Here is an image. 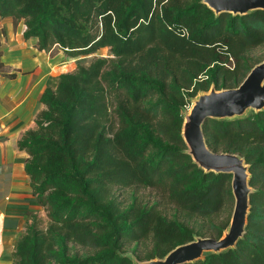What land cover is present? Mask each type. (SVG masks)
Returning <instances> with one entry per match:
<instances>
[{"label": "trees", "instance_id": "obj_1", "mask_svg": "<svg viewBox=\"0 0 264 264\" xmlns=\"http://www.w3.org/2000/svg\"><path fill=\"white\" fill-rule=\"evenodd\" d=\"M200 1L0 0V18L23 20L24 38L36 37L39 51L56 45L84 56L108 47L113 55L87 66L77 60L73 72L51 74L36 127L18 141L28 154L32 191L25 203L7 205L4 227L15 228L23 215L31 222L14 243L12 264H133L118 252L122 245L151 236L153 259L197 235L160 217L156 205L133 202L120 211L111 200L103 203L113 185L156 188L195 215L233 208L231 175L204 172L185 153L181 108L211 84L238 86L260 62L249 64L245 56L264 43V10L215 16ZM111 93L121 96L115 131ZM203 131L214 152L245 158L254 192L236 247L185 264H264V110L208 119ZM35 205L46 210L44 227ZM70 243L102 251L80 258L69 254Z\"/></svg>", "mask_w": 264, "mask_h": 264}, {"label": "water", "instance_id": "obj_2", "mask_svg": "<svg viewBox=\"0 0 264 264\" xmlns=\"http://www.w3.org/2000/svg\"><path fill=\"white\" fill-rule=\"evenodd\" d=\"M215 16L221 13L245 15L264 10V0H201ZM264 110V60L256 63L236 87L217 89L211 84L207 91H200L191 98L189 111L183 113L181 137L185 153L204 172L231 175L233 208L230 221L219 238L195 235L188 242L179 244L163 257L139 260L130 257L133 264H185L204 259L209 253H220L236 247L246 231L250 210V165L238 153L214 152L207 143L203 125L208 119L234 120L251 112Z\"/></svg>", "mask_w": 264, "mask_h": 264}, {"label": "crops", "instance_id": "obj_3", "mask_svg": "<svg viewBox=\"0 0 264 264\" xmlns=\"http://www.w3.org/2000/svg\"><path fill=\"white\" fill-rule=\"evenodd\" d=\"M24 30L23 20L15 24L10 16L0 18V61L15 74L0 75V264H12L7 256L19 228L18 223L4 227L6 207L25 203L32 190L24 170L28 154L19 149L18 141L36 127L35 118L43 109L40 97L57 61L36 48V37L25 39Z\"/></svg>", "mask_w": 264, "mask_h": 264}, {"label": "rangeland", "instance_id": "obj_4", "mask_svg": "<svg viewBox=\"0 0 264 264\" xmlns=\"http://www.w3.org/2000/svg\"><path fill=\"white\" fill-rule=\"evenodd\" d=\"M45 53L51 57H57V61L51 70V74L54 75L65 72H73L75 70L77 60H81L80 64L87 66L95 58L113 57L108 47L101 48L91 55L70 56L59 46L54 45L49 50H46ZM245 59L248 60L247 62L249 64H254L257 61L264 60V43L249 50L245 56ZM8 74L11 73L8 72L5 67L0 66V75L8 76ZM55 77L56 76H53L51 78V85L55 83ZM191 98L186 100V104L181 108L182 115L184 112L189 111L191 106ZM120 99L121 96L116 93L109 94L107 99L109 112L111 115V122L114 125V131L117 127L115 123L116 118L114 115V109ZM28 197H31V193ZM25 200L26 198L24 199V202ZM108 200H111L120 211L127 209L133 202L143 206L156 205V211H158V215L160 217L167 221L170 220L184 223L189 227V229L193 231V234L201 235L203 237H215L214 234L216 231L224 228L225 225L229 223L232 213V208L230 209L229 207L220 213L208 216L187 213L186 211L181 210L173 204L167 202L161 192L158 189L152 187H124L113 185L109 188V191L107 192V198L103 200V203H106ZM30 207L34 210L36 213L35 215L39 218L38 225L40 227H44L47 223L46 210L42 206L37 205ZM29 222H31V218L27 215H23L18 218L19 228L15 233L14 242L24 232L26 224ZM153 246V238L149 236L139 242L122 245L120 248H118V252L121 255L128 256L129 258L132 255H135L140 260H148V252L152 250ZM67 249L70 255H76L80 258L91 256L102 251L101 249H95L88 246H79L73 243H70ZM11 253L7 257L12 260Z\"/></svg>", "mask_w": 264, "mask_h": 264}]
</instances>
